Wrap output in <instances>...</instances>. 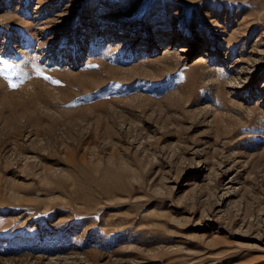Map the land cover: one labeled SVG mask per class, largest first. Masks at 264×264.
I'll list each match as a JSON object with an SVG mask.
<instances>
[{
    "label": "rangeland",
    "instance_id": "1",
    "mask_svg": "<svg viewBox=\"0 0 264 264\" xmlns=\"http://www.w3.org/2000/svg\"><path fill=\"white\" fill-rule=\"evenodd\" d=\"M5 60L0 264H264V0H0Z\"/></svg>",
    "mask_w": 264,
    "mask_h": 264
},
{
    "label": "snow or ice",
    "instance_id": "2",
    "mask_svg": "<svg viewBox=\"0 0 264 264\" xmlns=\"http://www.w3.org/2000/svg\"><path fill=\"white\" fill-rule=\"evenodd\" d=\"M0 63L3 64V68L0 69V76L4 75L5 70L10 69V68L13 67V65L11 63H9L8 61H6V60L5 61H0ZM12 87H15V85H12Z\"/></svg>",
    "mask_w": 264,
    "mask_h": 264
}]
</instances>
